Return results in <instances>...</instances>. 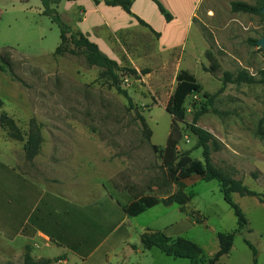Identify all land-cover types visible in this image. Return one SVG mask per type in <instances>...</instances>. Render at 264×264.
Listing matches in <instances>:
<instances>
[{
  "label": "rangeland",
  "instance_id": "1",
  "mask_svg": "<svg viewBox=\"0 0 264 264\" xmlns=\"http://www.w3.org/2000/svg\"><path fill=\"white\" fill-rule=\"evenodd\" d=\"M233 2L262 5L259 0L195 3L201 56L182 68H189L204 92L217 95L208 113L198 121V126L209 131L220 145L212 152L213 165L264 194V82L224 83L227 72L237 76L247 71L257 80L261 78L264 53L255 41L264 36V13L235 12ZM56 8L63 14L69 10ZM43 10L40 0H0V66L6 70L0 69V116L12 118L25 138L34 120L43 137L38 158L28 161L25 142L10 139L0 127L1 166L13 165L18 171L43 179L50 174L54 157L55 163L80 168L88 165L97 176L104 174L111 189L118 186L119 190H129L138 199L144 192L158 199L179 195L185 202L182 208L160 205L132 219L131 224L137 230L145 225L160 230L171 226L165 234L173 241L185 238L195 242L203 250L200 264H208L219 250L217 234L233 232L237 218L225 202L220 184L199 176L198 166L204 167L202 150L196 149L197 139L186 124L179 123L182 139L178 145L180 156L188 155L193 161L186 169L176 165L171 171L163 169L152 148L164 147L171 131L173 119L166 107L176 89L178 67L154 79L118 72L121 89L133 100L134 106H130L103 77L104 70L90 66L81 50L54 54L61 43V31ZM65 20L74 24L69 16ZM195 33L193 30L186 39L188 50ZM126 68L132 69L129 65ZM203 101L201 95L187 100V123L192 122L195 103ZM141 118L152 132L150 139ZM233 201L242 209L248 225L236 234L230 254L217 264H253V252L245 240L257 249L258 264H264V204L258 198L238 194H233ZM177 224L182 228L179 235H174L176 227L172 225ZM153 249L142 262L189 263Z\"/></svg>",
  "mask_w": 264,
  "mask_h": 264
},
{
  "label": "crops",
  "instance_id": "2",
  "mask_svg": "<svg viewBox=\"0 0 264 264\" xmlns=\"http://www.w3.org/2000/svg\"><path fill=\"white\" fill-rule=\"evenodd\" d=\"M157 1L170 13L171 21L153 0H134L131 7L132 14L149 27L104 0H63L58 8L68 7L64 14L59 12L63 21L69 16L74 22L68 24L71 29L95 43L120 67L129 65L145 79L178 67L176 80L181 70L189 71L183 65L188 67L201 56V32L195 27L198 17L194 11L198 0ZM193 30L194 42L188 50L186 39ZM52 159L50 174L43 179L0 164L1 263L24 264L29 247L34 262L58 259L54 264H147L141 259L154 249L144 248L142 236L169 234L171 226L160 230L145 225L137 230L131 224L137 217H129L123 208L152 196L144 192L138 199L129 190L111 189L104 174L97 176L88 165L80 168ZM172 226L176 227L174 235H179L182 225Z\"/></svg>",
  "mask_w": 264,
  "mask_h": 264
},
{
  "label": "trees",
  "instance_id": "3",
  "mask_svg": "<svg viewBox=\"0 0 264 264\" xmlns=\"http://www.w3.org/2000/svg\"><path fill=\"white\" fill-rule=\"evenodd\" d=\"M27 1V0H22ZM43 4V15L49 17L53 23H55L61 31V43L55 51V55H63L65 53L76 54V50H81L82 54L85 56L88 64L90 66H96L104 70L103 77L108 81L112 82L113 86L128 100L130 106H134L132 98L128 95L126 91H123L119 85V75L120 71H128L133 75H138L136 70L128 69L126 67H120L115 61L111 60L109 57L104 55L98 46L91 42L87 37L79 32H74L71 27L65 23L57 11V6L63 0H40ZM66 1H76V0H66ZM105 4L113 7H121L125 12L134 16L131 12V7L134 0H104ZM158 5L160 12L163 14L166 20L171 21L172 16L169 12L157 1L153 0ZM262 2L261 6H251L246 3L233 2L232 9L235 12H244L263 15L262 9L264 8V0H259ZM135 17V16H134ZM138 22L146 27H149L144 21L135 17ZM257 44V41H255ZM69 45H73L74 49H71ZM2 71H6L3 66H0ZM146 74V71H142ZM12 75V72L10 73ZM261 78L257 80L255 77L251 76L247 71H240L237 76H233L231 73L224 74V83H246V84H257L264 82V71H261ZM176 89L173 96L169 100L166 110L171 115L173 122L171 125V131L166 142L164 149L159 146L152 145L153 150L159 155L162 161V168L171 171L176 165L179 169L184 170L190 164L193 163L192 159L188 155L180 156L178 152V145L182 139L181 130L179 123H184L190 132L196 137V149L202 150V157L204 160V167L198 166V174L202 180L206 182L216 181L220 184L221 191L224 196L225 202L233 210L237 218V227L233 232L230 233H218L219 250L215 253L208 264H217L220 259L224 256L230 254L236 234L244 230L248 225V220L246 219L242 209L233 201V194H238L241 197H255L258 198L260 203L264 204V194L258 193L251 190L249 187L243 184L240 180H235L227 175L221 170L215 168L212 162V152L218 151L220 145L216 138L205 129L198 126V121L200 118L208 113L209 107L214 104L217 95H210L203 91L201 85L197 82V79L193 74L186 70H181L176 77ZM201 95L203 98L202 103H195L196 105H191L193 107V118L191 123L186 122V103L187 100L192 96ZM2 101L0 100V106H2ZM141 123L144 131L148 134V139H150L152 132L149 129L146 121L141 118ZM0 127L6 131L7 136L18 142H25L24 151L25 156L28 161H33L39 154L43 144V137L41 133L40 125L32 120L30 123L29 132L25 138L22 130L19 128L17 123L7 116L2 114L0 116ZM159 204L165 206L178 205L181 208L185 205L184 200H182L179 195H172L167 198L158 199L155 197H143L139 200L133 202L129 207H124L125 213L131 217H138L145 213L147 210L152 209ZM142 243L144 248L151 250L153 248H158L161 252L168 256H175L178 258H183L189 261L188 264H200L203 257L202 248L195 242L190 241L185 238H178L173 241L164 232H154L145 233L142 236ZM245 243L253 252V264H258L257 249L248 241ZM58 259L53 260H43L40 262H34L31 258V249L26 248L24 254V264H54Z\"/></svg>",
  "mask_w": 264,
  "mask_h": 264
},
{
  "label": "water",
  "instance_id": "4",
  "mask_svg": "<svg viewBox=\"0 0 264 264\" xmlns=\"http://www.w3.org/2000/svg\"><path fill=\"white\" fill-rule=\"evenodd\" d=\"M262 13H264V8L262 9ZM257 45L261 50L264 51V36L259 41H257Z\"/></svg>",
  "mask_w": 264,
  "mask_h": 264
},
{
  "label": "built area",
  "instance_id": "5",
  "mask_svg": "<svg viewBox=\"0 0 264 264\" xmlns=\"http://www.w3.org/2000/svg\"><path fill=\"white\" fill-rule=\"evenodd\" d=\"M263 51V50H262ZM263 53H264V51H263Z\"/></svg>",
  "mask_w": 264,
  "mask_h": 264
}]
</instances>
